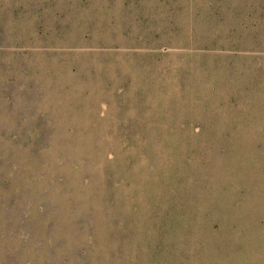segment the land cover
Returning a JSON list of instances; mask_svg holds the SVG:
<instances>
[{
    "label": "rangeland",
    "instance_id": "obj_1",
    "mask_svg": "<svg viewBox=\"0 0 264 264\" xmlns=\"http://www.w3.org/2000/svg\"><path fill=\"white\" fill-rule=\"evenodd\" d=\"M0 264H264V0H0Z\"/></svg>",
    "mask_w": 264,
    "mask_h": 264
}]
</instances>
